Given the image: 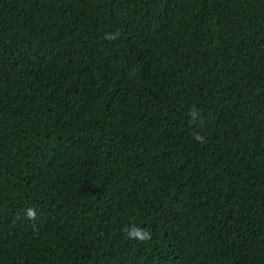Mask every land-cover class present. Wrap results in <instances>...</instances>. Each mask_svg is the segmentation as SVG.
<instances>
[{
  "label": "trees",
  "instance_id": "trees-1",
  "mask_svg": "<svg viewBox=\"0 0 264 264\" xmlns=\"http://www.w3.org/2000/svg\"><path fill=\"white\" fill-rule=\"evenodd\" d=\"M0 264H264V0H0Z\"/></svg>",
  "mask_w": 264,
  "mask_h": 264
},
{
  "label": "clouds",
  "instance_id": "clouds-1",
  "mask_svg": "<svg viewBox=\"0 0 264 264\" xmlns=\"http://www.w3.org/2000/svg\"><path fill=\"white\" fill-rule=\"evenodd\" d=\"M197 139H201L200 137H197ZM29 215H34V213H29ZM131 238L139 239L140 241H146L150 239V234L147 231L139 230V229H133L131 232Z\"/></svg>",
  "mask_w": 264,
  "mask_h": 264
}]
</instances>
